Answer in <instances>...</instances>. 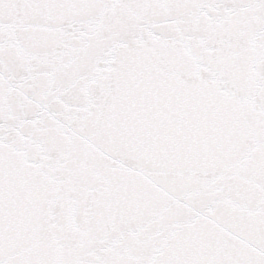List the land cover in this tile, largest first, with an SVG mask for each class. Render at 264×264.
<instances>
[{"label": "snow or ice", "instance_id": "snow-or-ice-1", "mask_svg": "<svg viewBox=\"0 0 264 264\" xmlns=\"http://www.w3.org/2000/svg\"><path fill=\"white\" fill-rule=\"evenodd\" d=\"M0 264H264V0H0Z\"/></svg>", "mask_w": 264, "mask_h": 264}]
</instances>
